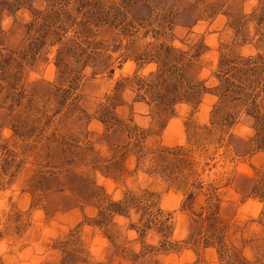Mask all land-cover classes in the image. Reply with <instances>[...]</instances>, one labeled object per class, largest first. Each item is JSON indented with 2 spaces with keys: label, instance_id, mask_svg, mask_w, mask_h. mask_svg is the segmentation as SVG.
I'll return each instance as SVG.
<instances>
[{
  "label": "rangeland",
  "instance_id": "374dc122",
  "mask_svg": "<svg viewBox=\"0 0 264 264\" xmlns=\"http://www.w3.org/2000/svg\"><path fill=\"white\" fill-rule=\"evenodd\" d=\"M0 264H264V0H0Z\"/></svg>",
  "mask_w": 264,
  "mask_h": 264
}]
</instances>
